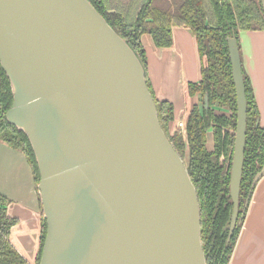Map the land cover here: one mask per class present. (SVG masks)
I'll use <instances>...</instances> for the list:
<instances>
[{
  "label": "water",
  "instance_id": "1",
  "mask_svg": "<svg viewBox=\"0 0 264 264\" xmlns=\"http://www.w3.org/2000/svg\"><path fill=\"white\" fill-rule=\"evenodd\" d=\"M228 47L237 97L233 229L247 101L234 36ZM0 64L13 92L5 116L29 138L39 170L46 233L38 264H206L197 190L144 67L89 0H0ZM263 173L264 164L255 180Z\"/></svg>",
  "mask_w": 264,
  "mask_h": 264
},
{
  "label": "trees",
  "instance_id": "2",
  "mask_svg": "<svg viewBox=\"0 0 264 264\" xmlns=\"http://www.w3.org/2000/svg\"><path fill=\"white\" fill-rule=\"evenodd\" d=\"M89 1L134 50L144 67L151 92L142 35L149 33L154 44L163 47L172 43L174 26H186L192 31L201 60V77L198 81H189L188 91L190 94L196 91L203 94L208 91L210 102L218 101L228 105L231 115L226 117L216 114L212 108L201 112L197 105L192 107L187 120L189 157L185 163L197 190L201 214L200 234L206 264H228L239 229L237 226L228 238L226 224L230 220L233 205L229 184L237 111L228 38L234 36L239 42L240 30L264 28V12L260 0ZM244 85L247 116L240 183L241 208H244L243 202L250 192L253 176L264 162V126L255 124L258 110L249 77L245 73ZM155 99L159 121L184 159L186 141L182 133L178 130L170 132L168 129L169 121L174 117L173 103L167 99ZM12 101L10 80L0 64V139L25 153L37 184L39 170L29 138L5 116ZM210 124L214 126V149L211 151L205 144L206 129ZM10 201V198L0 192V264H31L10 240L11 227L17 222V217L9 215L7 211ZM41 226L40 246L35 264L39 263L46 233L44 216Z\"/></svg>",
  "mask_w": 264,
  "mask_h": 264
},
{
  "label": "crops",
  "instance_id": "3",
  "mask_svg": "<svg viewBox=\"0 0 264 264\" xmlns=\"http://www.w3.org/2000/svg\"><path fill=\"white\" fill-rule=\"evenodd\" d=\"M172 43L158 47L152 36L141 37L146 50L147 78L157 99L173 103L174 117L168 127L173 132L185 121L198 99L187 91L189 81L200 76V57L195 37L186 26H174ZM242 69L248 75L264 126V28L240 31ZM212 137H208V146ZM0 192L10 198L7 211L16 216L10 240L31 264L40 246L43 211L32 166L25 153L0 139ZM228 264H264V175L258 181L246 219Z\"/></svg>",
  "mask_w": 264,
  "mask_h": 264
},
{
  "label": "flooded vegetation",
  "instance_id": "4",
  "mask_svg": "<svg viewBox=\"0 0 264 264\" xmlns=\"http://www.w3.org/2000/svg\"><path fill=\"white\" fill-rule=\"evenodd\" d=\"M239 40H240V33H239ZM238 45H239V42H238ZM198 54H199V52H198ZM200 77H201V75L195 81H198L200 79ZM187 91H188V84H187ZM188 93H189V91H188ZM205 94H207V96H208V103H207V105H205V100H204ZM190 95H197L198 99H197V101L195 103H193L192 107L194 105H197L201 112H205V111L207 112L210 108H212L213 111H214V113H216V114H223L226 117H230V115H231V109H230V107L228 105H226V104H220L218 101L210 102V97H209V92L208 91H205L203 94L200 91H196L194 94H190ZM256 106H257V103H256ZM192 107H191V109H192ZM191 109H190V111H191ZM257 110H258V116H257V119H256L255 124L256 125H261L260 124V120H259V109H258V106H257ZM190 111L188 113V117H189ZM246 116H247V113H246ZM188 117H187V119L185 121H181L182 122V125L181 126L176 125L175 129L173 130V132L176 131V130H178L179 132H181L182 135H183V137H184V139H185V141H186V147H185L186 149H185V157H184V159L186 160V162H187L188 157H189V150H188V145H187V120H188ZM261 126H263V125H261ZM213 127L214 126L212 124H210L207 127V129H206V141H205V144H206L207 149L210 150V151L214 149V130H213ZM236 127H237V111H236V126H235V129L233 130L234 131V145H235V137H236V135H235V133H236ZM168 129L170 131V128H168ZM231 130L232 129H230V131ZM209 136L212 137V145L210 147L208 146V137ZM245 143H246V134H245ZM233 152H234V147H233ZM244 152H245V147H244ZM232 160H233V154H232ZM263 164H264V162L262 163V165L259 168V170L262 168ZM231 166H232V161H231ZM242 168H243V166H242ZM259 170H257V172ZM256 173L254 174L253 179H252V182H251V186H250V189H249L250 192L248 193V196L245 198V200L243 202L244 203V208L243 207L242 208L240 207V185H239L238 210H237L238 213H237L236 223H235L233 229H230V224H231V220H232V213H233V208H234V202H233L232 195L230 193V196H231V200H232V204L233 205H232V211H231V215H230V220L226 224V228L228 229V238L231 237L234 229L237 226H239V229H238V232H237L236 241H235V244H234V248H235V245L237 243V240H238V238L240 236V233L242 231V228H243V225H244V222H245V219H246V215H247V212H248V209H249V205H250V202H251V199H252V195H253L254 189H255L258 181L260 180V178L264 175V173H263L258 179L255 180ZM241 176H242V174H241ZM230 178H231V170H230ZM240 183H241V180H240ZM229 190H230V184H229ZM240 209H242V211H240ZM234 248H233V251H234ZM232 254H233V252H232Z\"/></svg>",
  "mask_w": 264,
  "mask_h": 264
},
{
  "label": "built area",
  "instance_id": "5",
  "mask_svg": "<svg viewBox=\"0 0 264 264\" xmlns=\"http://www.w3.org/2000/svg\"><path fill=\"white\" fill-rule=\"evenodd\" d=\"M177 125L181 126V125H182V122H181V121H179Z\"/></svg>",
  "mask_w": 264,
  "mask_h": 264
},
{
  "label": "rangeland",
  "instance_id": "6",
  "mask_svg": "<svg viewBox=\"0 0 264 264\" xmlns=\"http://www.w3.org/2000/svg\"><path fill=\"white\" fill-rule=\"evenodd\" d=\"M184 161L186 162V160L184 159ZM42 207V206H41Z\"/></svg>",
  "mask_w": 264,
  "mask_h": 264
}]
</instances>
